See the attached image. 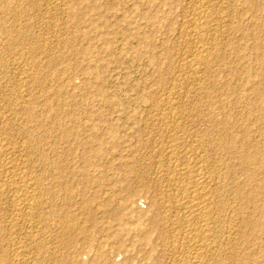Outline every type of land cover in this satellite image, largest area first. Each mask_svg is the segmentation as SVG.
I'll return each mask as SVG.
<instances>
[{
    "label": "rangeland",
    "instance_id": "374dc122",
    "mask_svg": "<svg viewBox=\"0 0 264 264\" xmlns=\"http://www.w3.org/2000/svg\"><path fill=\"white\" fill-rule=\"evenodd\" d=\"M263 92L264 0H0V264H184L179 162L203 264H264Z\"/></svg>",
    "mask_w": 264,
    "mask_h": 264
},
{
    "label": "bare ground",
    "instance_id": "6f19581e",
    "mask_svg": "<svg viewBox=\"0 0 264 264\" xmlns=\"http://www.w3.org/2000/svg\"><path fill=\"white\" fill-rule=\"evenodd\" d=\"M254 1V0H253ZM170 2V1H169ZM56 3V2H55ZM206 3V2H205ZM82 5V4H81ZM83 6V5H82ZM87 6V5H86ZM78 7V6H77ZM88 7V6H87ZM91 7V6H90ZM98 7V6H97ZM202 7V6H201ZM86 8V7H85ZM79 11V10H78ZM207 11V10H206ZM21 12V11H20ZM207 13V12H206ZM209 13V12H208ZM203 14H204V11H203ZM91 15V14H90ZM200 15V14H199ZM202 15V14H201ZM205 15V14H204ZM207 15V14H206ZM210 15V14H209ZM74 16V15H73ZM198 16V15H197ZM196 16V17H197ZM203 16V15H202ZM211 16V15H210ZM91 17V16H90ZM225 17V16H224ZM195 19V18H194ZM199 19V18H198ZM201 19V18H200ZM210 19V18H209ZM212 19V18H211ZM208 20V19H207ZM215 20V19H214ZM225 20V19H224ZM223 20V21H224ZM200 21V20H199ZM207 22V21H206ZM210 22H211V20H210ZM212 23V22H211ZM216 23H218V22H216ZM203 24V23H202ZM212 25V24H211ZM219 25V24H218ZM202 26V25H201ZM203 27V26H202ZM204 27H205V25H204ZM206 27H207V25H206ZM205 27V28H206ZM194 28V27H193ZM56 29V28H55ZM201 30H202V28H201ZM207 30H208V28H207ZM214 30V29H213ZM216 30V29H215ZM201 34V33H200ZM215 38V37H214ZM216 39V38H215ZM198 40V39H197ZM196 40V41H197ZM200 41H202V40H200ZM216 43V42H215ZM207 45V44H206ZM203 46H204V43H203ZM206 53H208L207 51H206ZM206 53H204V54H206ZM213 55V54H212ZM203 56V55H202ZM208 56H209V54H208ZM203 57H205V56H203ZM198 58V57H197ZM216 58V57H215ZM207 59V58H206ZM219 60V59H218ZM198 61H199V63L201 64V63H203V61L202 60H199L198 59ZM198 63V64H199ZM194 64H196V63H194ZM207 64V63H206ZM192 66V65H191ZM197 66V65H196ZM205 66V65H204ZM208 66V65H207ZM193 67V66H192ZM200 67V66H199ZM204 68H206V67H204ZM200 69V68H199ZM195 70V69H194ZM202 71H204V70H202ZM194 76V75H193ZM196 77V76H195ZM199 80V79H198ZM253 83V82H252ZM260 86V85H259ZM264 93V92H263ZM179 99V98H178ZM170 101V100H169ZM242 102V101H241ZM171 104V103H170ZM173 104V103H172ZM176 106V105H175ZM257 106V105H256ZM174 107V106H173ZM176 108V107H175ZM179 108V107H178ZM181 108V107H180ZM184 108V107H183ZM247 108V107H246ZM173 109V108H172ZM175 111V110H174ZM172 112V111H171ZM180 112V111H179ZM1 114V113H0ZM173 114H174V112H173ZM264 114V113H263ZM178 115V114H177ZM176 116V115H175ZM4 118H5V116H4ZM174 118V117H173ZM171 119V118H170ZM173 120V119H172ZM220 120V119H219ZM228 120V119H227ZM55 121V120H54ZM165 121V120H164ZM252 121V120H251ZM250 121V122H251ZM5 122V121H4ZM230 122V121H229ZM1 123V122H0ZM171 123H173L172 121H171ZM171 123H170V125H171ZM165 124V123H164ZM175 124V123H174ZM173 124V125H174ZM222 124V123H221ZM162 125V124H161ZM166 125V124H165ZM168 125V124H167ZM172 125V126H173ZM178 126V125H177ZM236 126V125H235ZM232 127V126H231ZM236 128V127H235ZM231 130V129H230ZM223 131V130H222ZM46 132V131H45ZM48 132V131H47ZM46 132V133H47ZM174 132H175V130H174ZM229 132V131H228ZM243 133V132H242ZM251 133V132H250ZM175 134H176V132H175ZM229 134V133H228ZM174 135V134H173ZM246 135V134H245ZM226 137V136H225ZM237 137V136H236ZM247 137V136H246ZM169 138H171V137H169ZM232 138V137H231ZM255 138V137H254ZM251 139V138H250ZM249 139V140H250ZM34 140V139H33ZM175 140V139H174ZM172 141V142H175V141ZM231 140V139H230ZM234 140V139H233ZM232 140V141H233ZM166 141V140H165ZM248 141V140H247ZM244 142V141H243ZM259 142V141H258ZM167 143H168V141H167ZM166 143V144H167ZM179 143H181V142H179ZM239 143V142H238ZM242 143V142H241ZM248 143V142H247ZM173 144V143H172ZM176 144V143H175ZM228 144V143H227ZM227 144H226V146H227ZM176 145H178V144H176ZM208 145V144H207ZM251 145V144H250ZM258 145V144H257ZM86 146H87V144H86ZM165 146V145H164ZM169 146H172L171 144L169 145ZM179 146V145H178ZM255 146V145H254ZM253 146V147H254ZM260 146H262V145H260ZM252 147V148H253ZM158 148V147H157ZM163 148V147H162ZM169 148V147H168ZM171 148V147H170ZM176 148H178L177 146H176ZM180 148V147H179ZM235 148V147H234ZM247 148V147H246ZM259 148V147H258ZM257 148V149H258ZM165 149V148H164ZM174 148H172V150H173ZM224 149V148H223ZM241 149V148H240ZM253 149H255L256 150V148H253ZM169 150V149H168ZM176 150V149H175ZM231 150V149H230ZM241 150H243V149H241ZM188 151H189V149H188ZM239 151V150H238ZM251 151V150H250ZM253 151V150H252ZM169 152H173V151H168V153ZM186 152V151H185ZM249 152V151H248ZM255 152L256 151H254V153L252 152V154L254 155L255 154ZM259 152V151H258ZM159 153V152H158ZM233 153V152H232ZM250 153V152H249ZM248 153V154H249ZM174 154H175V152H174ZM173 154V155H174ZM248 154H247V156L246 157H249L248 159L250 160V162H251V160L253 161V162H251V163H254V157L257 155V153H256V155H254L253 156V158L249 155L248 156ZM251 154V153H250ZM251 154V155H252ZM168 155H170V154H168ZM171 155H172V153H171ZM170 155V156H171ZM177 157H178V155L177 154H175ZM181 155V154H180ZM190 155V154H189ZM201 155H203V154H201ZM160 156V155H159ZM169 156V157H170ZM245 157V158H246ZM257 157V156H256ZM255 157V158H256ZM242 158V157H241ZM252 158V159H251ZM174 159H176L175 157H174ZM180 159V158H179ZM179 159H177V160H179ZM197 159H198V157H197ZM247 159V158H246ZM246 159H245V161H246ZM170 160V159H169ZM177 160H176V162H177ZM185 160V159H184ZM183 160V161H184ZM189 160V162L190 163H193V162H191L190 161V159H188ZM206 160V159H205ZM248 160V161H249ZM256 160V159H255ZM11 161V160H10ZM171 161H173L174 162V160H172L171 159ZM180 161V160H179ZM244 161V162H245ZM6 163V162H5ZM4 163V164H5ZM180 164H178L177 166L175 165L174 166V169H176L177 168V173L182 177L181 178V180L183 181L181 184H183V183H185L186 181H187V183L188 184H190V185H192V187H193V191L187 196V197H184V198H182V199H185L184 201H183V207H184V210H186L185 212H186V223H187V225H188V227L189 226H193V225H196L197 224V226H198V224H200L199 226V229L198 228H194V229H192L191 231H190V236H189V241H190V243L192 244H194V242H195V244H194V248H193V253H191V256L189 257H187L188 259H186V258H184V264H203V257H206V256H204L205 255V253L207 254V256H208V253H210L209 251H208V253H207V249H208V247L210 246V245H208L207 243H205V242H207V239H206V232L207 233H209L210 231H208L209 230V228H208V226L207 225H209V224H207L208 223V219H209V217H210V213H211V211H209V207H208V202H209V199H208V197H210V194H209V189H208V185H206V174H204L205 172H203L202 170H204L203 168H201V167H203V166H201V167H197V168H193L192 167V165H190L188 162H185V163H182L181 164V162H179ZM248 163V162H247ZM246 163V164H247ZM250 163V164H251ZM11 164V163H10ZM174 164H176V163H174ZM212 164V163H211ZM249 164V165H250ZM257 164V163H256ZM259 164V163H258ZM194 165H197V164H195L194 163ZM193 165V166H194ZM204 165V164H203ZM239 165V164H238ZM241 165V164H240ZM249 165H247V166H249ZM252 165V164H251ZM15 166V165H14ZM172 166V165H171ZM10 167H11V165H10ZM27 167V166H26ZM173 167V166H172ZM196 167V166H195ZM257 167V166H256ZM171 168V167H170ZM170 168H169V170H170ZM207 168V167H206ZM242 168V167H241ZM244 168V167H243ZM245 169V168H244ZM260 169V168H259ZM171 170H172V168H171ZM227 170V169H226ZM248 170V169H247ZM13 171V170H12ZM168 171V170H167ZM173 171V170H172ZM170 172V171H169ZM209 172V171H208ZM245 172V171H244ZM250 172V171H249ZM16 173V172H15ZM173 173V172H172ZM253 173V172H252ZM30 174V173H29ZM162 174V173H161ZM170 174V173H169ZM168 174V175H169ZM210 174V173H209ZM226 174V173H225ZM256 174V173H255ZM12 175V174H11ZM175 175H176V173H175ZM259 175V174H258ZM166 176V175H165ZM192 176H193V178H192ZM172 177H175V176H173L172 175ZM254 177H256V176H254ZM264 178V177H263ZM23 179V178H22ZM28 179V178H27ZM169 179V178H168ZM211 179V178H210ZM30 180V179H29ZM37 180V179H36ZM214 180V179H213ZM258 180V179H257ZM264 180V179H263ZM262 180V181H263ZM171 181V180H170ZM169 181V182H170ZM179 181H180V177H179ZM245 181V180H244ZM243 181V182H244ZM20 182V181H19ZM32 182V181H31ZM181 182V181H180ZM180 182H178V183H180ZM255 182H256V180H255ZM40 183V182H39ZM168 183V182H167ZM177 182H175V184H176ZM186 183V184H187ZM28 184H29V181H28ZM169 184H171V183H169ZM173 184V183H172ZM185 184V186H187ZM214 184V183H213ZM166 185V184H165ZM184 185V184H183ZM210 185V184H209ZM264 185V184H263ZM263 185H261L260 187H261V189H262V187H264ZM28 186V185H27ZM31 186V184L29 185V187ZM37 186V185H36ZM168 186V185H167ZM216 186V185H215ZM227 186V185H226ZM248 186V185H247ZM246 186V187H247ZM172 187V186H171ZM221 187V186H220ZM223 187V186H222ZM256 187V186H255ZM259 187V188H260ZM28 188V187H27ZM187 188V187H186ZM191 188V187H190ZM214 188V187H213ZM73 189V188H72ZM125 189V188H124ZM173 189V188H172ZM175 189H176V192L178 193V192H180V191H178L177 190V188H176V186H175ZM179 189V188H178ZM189 189V188H188ZM219 189V188H218ZM27 190V189H26ZM71 190V189H70ZM170 190H171V188H170ZM174 190V189H173ZM186 190V189H185ZM217 190V189H216ZM257 190V189H256ZM22 191V190H21ZM190 191H191V189H190ZM238 191V190H237ZM175 192V191H174ZM182 192V191H181ZM184 192V191H183ZM186 192V191H185ZM189 192V191H188ZM211 192V191H210ZM254 192H255V190H254ZM27 193V192H26ZM176 193V194H177ZM30 194V193H29ZM164 194V193H163ZM169 194V193H168ZM175 194V195H176ZM179 194V193H178ZM254 194V193H253ZM25 195V194H24ZM28 195V194H27ZM165 195V194H164ZM170 195V194H169ZM248 195V194H247ZM37 196H38V194H37ZM179 196H180V194H179ZM22 197V196H21ZM31 197H33V195H31ZM182 197V196H181ZM217 197V196H216ZM18 198V197H17ZM34 198V197H33ZM177 198V197H176ZM213 199V198H212ZM241 199V198H240ZM253 199H254V197H253ZM23 200V199H22ZM30 200V199H29ZM31 200H34V199H32L31 198ZM38 200V199H37ZM177 200H179V199H177ZM181 200V199H180ZM211 200V199H210ZM221 200V199H220ZM34 201H36V200H34ZM168 201V200H167ZM261 201V200H260ZM214 202V201H213ZM259 202V201H258ZM257 202V203H258ZM31 203V202H30ZM178 203H181V202H178ZM212 203V202H211ZM218 202H216V204H217ZM24 204V203H23ZM26 204H28V203H26ZM172 204V203H171ZM213 204V203H212ZM223 204V203H222ZM221 204V205H222ZM32 205V204H31ZM31 205H29V207L28 208H30V206ZM35 205V204H34ZM165 205V204H164ZM166 205H167V203H166ZM175 205V204H174ZM181 205V204H180ZM255 205V204H254ZM22 206V205H21ZM20 206V207H21ZM168 206V205H167ZM226 206V205H225ZM224 206V207H225ZM26 207H27V205H26ZM182 207V206H181ZM255 207V206H254ZM33 208H34V206H32V210H33ZM37 208V207H36ZM170 208V207H169ZM211 208H212V205H211ZM221 208V207H220ZM171 209V208H170ZM183 209V208H182ZM36 210V209H35ZM213 210V209H212ZM259 210V209H258ZM214 211V210H213ZM220 211V210H219ZM36 212V211H35ZM179 212V211H178ZM122 214V213H121ZM184 214V213H183ZM212 215H213V213H211ZM247 214V213H246ZM185 215H184V217H185ZM211 215V216H212ZM256 215V214H255ZM217 216V215H216ZM32 217V216H31ZM30 217V218H31ZM120 217V216H119ZM34 218V217H33ZM182 218V217H181ZM180 218V219H181ZM211 218V217H210ZM72 219V218H71ZM184 219V218H183ZM182 220V219H181ZM163 221V220H162ZM183 221V220H182ZM181 222V221H180ZM185 222V221H184ZM195 222H196V224H195ZM210 222V221H209ZM64 223V222H63ZM183 224V223H182ZM170 225V224H169ZM176 225V224H175ZM184 225V224H183ZM255 225V224H254ZM210 226V225H209ZM212 226V225H211ZM246 226V225H245ZM70 227V226H69ZM149 227V226H148ZM184 227V226H183ZM213 227V226H212ZM185 228V227H184ZM193 228V227H192ZM148 229V228H147ZM187 229V228H186ZM198 230H200V231H198ZM253 230V229H252ZM72 232V231H71ZM149 233V232H148ZM242 233V232H241ZM189 234V233H188ZM211 234V233H210ZM259 234V233H258ZM111 236V235H110ZM188 236V235H187ZM208 236V235H207ZM33 237V236H32ZM209 237V236H208ZM207 237V238H208ZM187 239V238H186ZM185 239V240H186ZM206 240V241H205ZM210 239H208V241H209ZM211 241H213V240H211ZM184 243V242H183ZM188 243V242H187ZM189 244V243H188ZM210 244H212L211 242H210ZM215 244H216V242H215ZM217 245V244H216ZM190 246V245H189ZM192 247V246H191ZM191 247H189L190 249H192ZM197 247V248H196ZM188 248V247H187ZM255 249V248H254ZM195 250V251H194ZM210 250H211V247H210ZM218 250V249H217ZM213 251V250H212ZM215 251V250H214ZM257 251V250H256ZM186 253V252H185ZM184 253V254H185ZM216 253V252H215ZM188 255H189V253H188ZM209 255H212V254H209ZM224 255V254H223ZM96 256V255H95ZM208 257H210V256H208ZM255 258V257H254ZM186 259V260H185ZM182 260V259H181ZM237 260V259H236ZM176 261V260H175ZM208 261V260H207ZM255 262V261H254ZM212 263V262H211ZM104 264V263H103ZM182 264V263H181ZM242 264H246V262L245 263H242Z\"/></svg>",
    "mask_w": 264,
    "mask_h": 264
}]
</instances>
